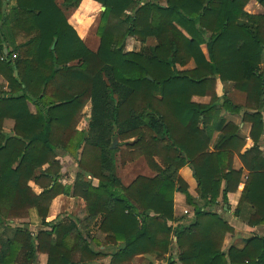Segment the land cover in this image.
<instances>
[{
  "label": "trees",
  "instance_id": "16d2710c",
  "mask_svg": "<svg viewBox=\"0 0 264 264\" xmlns=\"http://www.w3.org/2000/svg\"><path fill=\"white\" fill-rule=\"evenodd\" d=\"M16 1L7 14L0 0V76L8 84L0 90V264H38L41 255L46 264H133L149 254L165 264H264V236L248 237L241 249L225 246L235 231L215 210L238 191V156L249 175L235 214L247 205L248 226H264V14L246 11L252 0H92L106 8L97 51L68 23L67 12L83 0ZM131 38L141 51H128ZM191 62L193 70H179ZM218 81L244 92L245 107L220 97ZM207 97L208 104L195 101ZM89 103V129L81 132ZM222 110L251 124L254 147L242 153L239 128ZM58 151L77 162L74 180ZM118 153L123 166L143 158L155 176L124 185ZM187 165L197 197L179 174ZM177 194L191 209L181 218ZM61 196L82 200L86 218L48 221ZM32 210L41 222L36 233L22 222ZM94 228L117 252L94 249L102 244ZM174 246L176 256L166 259Z\"/></svg>",
  "mask_w": 264,
  "mask_h": 264
},
{
  "label": "crops",
  "instance_id": "0c3cea01",
  "mask_svg": "<svg viewBox=\"0 0 264 264\" xmlns=\"http://www.w3.org/2000/svg\"><path fill=\"white\" fill-rule=\"evenodd\" d=\"M7 4L8 5L6 7V13L8 14L11 10H13L17 6V1L7 0ZM85 6H86L85 9L88 8V10H91V9H95L96 7H99V4L92 0H83L80 7L76 11L71 13L72 15L68 16V23L77 31L79 37L84 41V43H87L89 35L87 36L86 34L89 28L87 29L85 25L84 26L80 25L75 18V14L78 13L80 9H82ZM246 11L252 15L264 14V9L255 1H252L247 6ZM129 40H135V39L131 38ZM19 41H21V39H19ZM128 41H127V45H128ZM148 43H151V42H148ZM86 45L88 46V44ZM91 50H93V48H91ZM97 50H93V51H97ZM263 62H264V57H263ZM194 68H195V64L194 62H191L186 67L179 68V70L181 71L193 70ZM7 85H8L7 82L0 76V90L6 91ZM215 91L220 97L226 96L228 101L236 107L243 108L246 105V101H247L246 94L242 91L235 89V85L233 83H222L221 84L218 81V84L215 86ZM195 101L199 103H203V104H208L210 102V98L208 97L207 98H195ZM87 107L88 109H90V116H89L88 124L86 126H83V127L81 126L82 120L80 124L78 125L77 130L81 132L82 131L87 132L89 129V123H90V118H91V104L89 103L85 108ZM84 110H83V117L85 113ZM31 112L33 114H35L36 112L33 106H31ZM221 117L226 121L227 124L233 123L234 125L238 126L240 137L245 142V147L242 150V153L254 147V142L250 138V133L252 129L251 124L244 123L240 115L234 114L226 110L221 111ZM13 128H14V121L12 120L5 121L4 130L6 133L11 134L13 131ZM218 138H219V133L215 132L213 134L212 143L210 146L211 150L213 149L214 144L218 140ZM119 144L120 142L118 141V143H115L114 146H117ZM259 147L261 151H264V135L259 141ZM120 149H124V147H120ZM81 153H82V150L79 151V154ZM57 159L62 162V172L63 173L66 172L67 175H69L70 178L74 180L76 178V174L79 169L77 162L69 154L63 151L57 152ZM45 168L46 167H44V169ZM234 169L236 171L243 172V178L239 185L238 191L236 193H230L228 195V205H222L220 203L221 205L216 207L215 210L224 216V218L227 220L229 225L235 231L234 234L228 235L226 237L225 243L228 244L227 246L233 245L241 249L244 247L245 241L248 237H251L257 234L260 236H264V226L254 227V228H251L248 226V222L250 221L253 211L247 205L243 207V210L239 216L235 214L236 209L239 205L240 198H241L243 189L245 187V182L249 175V172L244 169V166L238 156H236L234 159ZM116 171H117L118 178H120L121 181L126 186L130 185L131 182L135 180L136 178H138L139 176H146V177L155 176V174L148 168L147 163L143 158L135 161L134 163H129L123 166L120 153H118L116 156ZM179 174L182 177V179L189 185V191L191 195L194 197H197L198 196L197 195L198 182L195 178L194 169L190 165H187L180 170ZM88 179H90V177ZM30 186L33 188V190L37 194H40L42 192V189L37 187L34 182H31ZM219 202H221V200H219ZM198 204L200 206H204V202L202 200H198ZM53 208H54L53 210L55 211L54 213L55 216H58L61 213L66 212L67 214L79 215L78 217L81 220H84L86 218V212H85L86 210H84L85 209L84 202L76 198L66 197V196L59 197L55 200ZM185 210L190 211L191 209L186 205L184 195L177 194L176 204H175L176 216L182 217ZM96 233H99L102 239L106 237L104 234L99 232L97 228H94L92 235H96ZM101 247H102L103 252H105L106 254H113L117 252L118 250V247L116 246H107L105 248V246L103 245ZM94 249H95V246H94ZM43 257L46 258L44 255ZM137 259H141L140 261H143V262H146V261H148L149 263L154 262V260L151 261L153 259L152 255L138 257Z\"/></svg>",
  "mask_w": 264,
  "mask_h": 264
},
{
  "label": "rangeland",
  "instance_id": "374dc122",
  "mask_svg": "<svg viewBox=\"0 0 264 264\" xmlns=\"http://www.w3.org/2000/svg\"><path fill=\"white\" fill-rule=\"evenodd\" d=\"M252 1H255V0H252ZM60 2H61V0H60ZM85 8H86V6L83 7L82 9H80V11L75 14V18H76V20L78 21V23L80 25H82V26L85 25L87 27V29L89 28L88 29V32L86 34L87 36L89 35L88 41H87L86 44H88V46L90 47V49L93 48V50H97V48H99V46H100V40H99V38L97 36L96 31H97V27H98V25L100 23V15L103 12L102 9H101L102 6L99 4V7H96L95 9H91V10H88V8L87 9H85ZM71 13H73V12H71V11L70 12H67V15L68 16L69 15H72ZM151 45H154V42L153 41H151V43L146 44V46H151ZM142 48H143V45L139 41H137L136 39L135 40H129L128 41V45H127L128 51L139 52V51H141ZM84 111H85L84 117H83L82 122H81V126L82 127L83 126H86L88 124V120H89V116H90V109H88V107L85 108ZM64 174H67V173L65 172ZM55 200H54V202H55ZM54 202L52 203V206H51L50 217L47 219L48 221H52V220H54L57 217L59 218V217L67 216V215L73 216L75 218H77L79 216V215H76V214H67L66 212L61 213L58 216H55L54 215L55 211L53 210L54 209L53 208ZM30 213H31L30 217L28 219H26V220H23L22 222L23 223H26V224L29 223L30 230L32 232L36 233L38 230L41 229V222H40V220H39V218H38L37 213H36L35 210H32ZM183 216H185L184 213H183ZM49 219H51V220H49ZM79 220H81V219L79 218ZM15 224L16 225H19V224H22V223H21V221H15ZM94 236L96 238H98L100 240V242L102 243L100 246H95V249L96 250L103 252L101 246L104 245L105 248L107 246H111V245H106L105 244V242H104V239L105 238L102 239V237H101V235L99 233H96V235H94ZM225 245L227 246L228 244L225 243ZM177 252L178 251H177L176 247L175 246L172 247L171 252L166 255V259L169 258L170 256H176ZM149 255H152V254H149ZM143 256H147V255H143ZM143 256H139V257H143ZM152 256H153V259L151 261L154 260L155 264H165L166 263L165 259H163V260H157L156 257H155L156 255H152ZM45 257L46 258H44L43 255H41L40 258H39V263L38 264H46L47 263V256H45ZM137 258L135 259V261L133 262V264H149L148 261L143 262V261H140L141 259H137ZM108 261H109V258L107 260H105V261H102L101 263L102 264H108Z\"/></svg>",
  "mask_w": 264,
  "mask_h": 264
},
{
  "label": "water",
  "instance_id": "95a60500",
  "mask_svg": "<svg viewBox=\"0 0 264 264\" xmlns=\"http://www.w3.org/2000/svg\"><path fill=\"white\" fill-rule=\"evenodd\" d=\"M140 1V0H139ZM102 9V11L104 12V11H106V8H104V7H102L101 8ZM56 43H57V41H55L54 42V44H53V46H52V49H54L55 48V46H56ZM116 143V142H115Z\"/></svg>",
  "mask_w": 264,
  "mask_h": 264
},
{
  "label": "built area",
  "instance_id": "2783aa9c",
  "mask_svg": "<svg viewBox=\"0 0 264 264\" xmlns=\"http://www.w3.org/2000/svg\"><path fill=\"white\" fill-rule=\"evenodd\" d=\"M16 58H17V55H14L13 56V59H16ZM188 214H190V212L188 210H185L184 211V215H188Z\"/></svg>",
  "mask_w": 264,
  "mask_h": 264
}]
</instances>
